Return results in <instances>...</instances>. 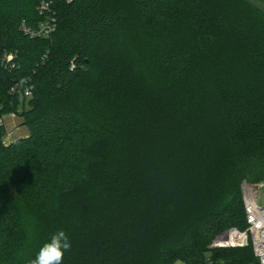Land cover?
I'll return each mask as SVG.
<instances>
[{
    "label": "trees",
    "instance_id": "16d2710c",
    "mask_svg": "<svg viewBox=\"0 0 264 264\" xmlns=\"http://www.w3.org/2000/svg\"><path fill=\"white\" fill-rule=\"evenodd\" d=\"M0 106V264L60 229L63 264H260L210 245L264 181V0H0Z\"/></svg>",
    "mask_w": 264,
    "mask_h": 264
},
{
    "label": "built area",
    "instance_id": "2783aa9c",
    "mask_svg": "<svg viewBox=\"0 0 264 264\" xmlns=\"http://www.w3.org/2000/svg\"><path fill=\"white\" fill-rule=\"evenodd\" d=\"M65 1L72 2L73 0ZM53 4V1L45 2L42 8L48 10ZM55 30L56 20L54 14L44 19L38 27L31 28L26 24L22 25L23 33L31 39H50L55 33ZM15 58L16 54L5 53L1 57L2 66L9 69H11V67L13 68L15 66ZM10 94L22 100H31L33 98L32 81L28 79L15 82L10 89ZM7 115L11 118L19 117L18 112H11ZM5 117L6 115L0 119V123L4 125ZM14 141L16 140L12 139L11 133H6L4 144H10ZM241 189L247 228L245 230L232 228L220 232L213 240L211 248H243L251 246L259 263L264 264V204L261 205L259 202L260 195L264 194V181L259 183L243 181Z\"/></svg>",
    "mask_w": 264,
    "mask_h": 264
},
{
    "label": "clouds",
    "instance_id": "9594fccd",
    "mask_svg": "<svg viewBox=\"0 0 264 264\" xmlns=\"http://www.w3.org/2000/svg\"><path fill=\"white\" fill-rule=\"evenodd\" d=\"M71 247L72 242L67 232L63 229L57 230L27 264H63L65 253L69 252ZM176 264H182V262L177 260Z\"/></svg>",
    "mask_w": 264,
    "mask_h": 264
},
{
    "label": "rangeland",
    "instance_id": "374dc122",
    "mask_svg": "<svg viewBox=\"0 0 264 264\" xmlns=\"http://www.w3.org/2000/svg\"><path fill=\"white\" fill-rule=\"evenodd\" d=\"M29 104H30V101H27V107H29ZM5 127H6V133H11L12 139L17 140L19 138H22V137H25L28 135V130H27L26 126L24 125V119L22 117L11 118L9 115H6ZM259 202L261 205L264 204V194L260 195ZM211 245H212V243H211ZM211 245H210V247H211Z\"/></svg>",
    "mask_w": 264,
    "mask_h": 264
},
{
    "label": "water",
    "instance_id": "95a60500",
    "mask_svg": "<svg viewBox=\"0 0 264 264\" xmlns=\"http://www.w3.org/2000/svg\"><path fill=\"white\" fill-rule=\"evenodd\" d=\"M23 138H20V139H18V140H22Z\"/></svg>",
    "mask_w": 264,
    "mask_h": 264
}]
</instances>
